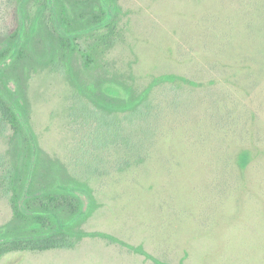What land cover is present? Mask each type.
Segmentation results:
<instances>
[{
	"label": "rangeland",
	"instance_id": "rangeland-1",
	"mask_svg": "<svg viewBox=\"0 0 264 264\" xmlns=\"http://www.w3.org/2000/svg\"><path fill=\"white\" fill-rule=\"evenodd\" d=\"M16 4L0 0V34ZM119 4L113 43L99 48L92 65L76 51L72 74L54 68L53 41L43 30L28 45V65L6 69L28 118L19 112L25 130L18 135L0 131V181L5 169L22 170L37 141L44 158L63 164L51 180L59 183L66 172L89 180L98 207L82 229L142 245L167 264H264V0ZM90 41L84 36L81 46ZM167 73L199 85L155 87L140 120L143 156L116 170L130 120L117 114L123 140L97 149L104 129L74 79L114 78L142 90ZM99 155L113 168L100 165ZM13 216L0 188V227ZM0 264L155 263L122 244L85 237L71 249L12 252Z\"/></svg>",
	"mask_w": 264,
	"mask_h": 264
},
{
	"label": "trees",
	"instance_id": "trees-1",
	"mask_svg": "<svg viewBox=\"0 0 264 264\" xmlns=\"http://www.w3.org/2000/svg\"><path fill=\"white\" fill-rule=\"evenodd\" d=\"M13 1L17 4L8 11V30L0 34V131L4 132L11 127L18 135L25 130L19 112L22 111L25 118H28V112L22 107L23 94L20 100L15 98L6 69L26 61L28 65V45L43 30L53 41L50 63L54 68L68 70L72 74V59L76 51L82 53L87 65H92L99 48L113 43L112 35L121 7L119 0ZM84 36L93 39L88 42L86 49L80 42ZM73 82L78 91L95 105L98 128L104 129L105 136L98 139L97 149L103 147L107 151L109 141L117 143L123 140L120 133L124 126L117 119V114H126L129 118L131 132L126 135V147L122 150L114 147L117 149L115 169L119 171L130 169L143 156V137L140 133L144 130L140 125L144 123L140 120L155 87L166 83L199 85L197 81L174 73L153 77L142 90H137L135 84L107 77L90 82L74 79ZM11 96L14 97L13 102L10 101ZM153 126L152 122L146 132L150 146L152 141L149 135ZM35 145V150L26 159L21 171L7 168L1 175L0 188L9 197L14 216L10 222L0 227V259L12 252L71 249L85 237H103L130 248L153 260L155 264H167L153 257L142 245L126 243L106 232L82 229L81 225L98 207L89 180H81L69 172L65 173L66 178L59 183L51 180L52 170L63 164L50 157L44 158L37 141ZM98 159L106 170L113 168L114 165L108 163L106 157L99 155Z\"/></svg>",
	"mask_w": 264,
	"mask_h": 264
}]
</instances>
